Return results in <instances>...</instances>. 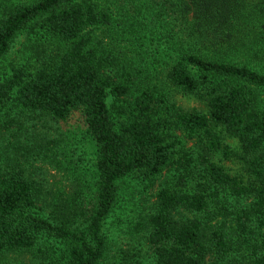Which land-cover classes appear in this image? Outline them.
<instances>
[{
  "label": "trees",
  "instance_id": "trees-1",
  "mask_svg": "<svg viewBox=\"0 0 264 264\" xmlns=\"http://www.w3.org/2000/svg\"><path fill=\"white\" fill-rule=\"evenodd\" d=\"M35 29L55 45L33 71L8 70L17 37ZM263 64L264 0H0V111L62 122L79 112L97 149L87 204L73 189L48 200L18 152H0V257L36 250L45 255L41 264H102L104 224L124 183L165 171L174 125L190 137L206 134L210 148L226 154L217 129L238 140L247 179L216 162L206 179L253 199L236 220L243 237L251 218L259 222L249 264H264ZM154 79L197 97L205 110L177 111L170 120ZM132 94L126 120L116 121L108 97ZM207 208L203 191L157 190L147 219L154 264H203L213 248L230 253L223 232L210 238L198 218Z\"/></svg>",
  "mask_w": 264,
  "mask_h": 264
},
{
  "label": "rangeland",
  "instance_id": "rangeland-1",
  "mask_svg": "<svg viewBox=\"0 0 264 264\" xmlns=\"http://www.w3.org/2000/svg\"><path fill=\"white\" fill-rule=\"evenodd\" d=\"M52 45H55L54 40L44 31H25L14 42L4 61L5 66L8 70L13 66H23L33 71ZM154 81L160 95L163 94L170 120L177 111L205 110L197 97ZM133 96L122 99L108 97V106L116 121L126 120ZM217 132L222 145L228 147V154L223 149L212 150L206 134L190 137L174 125L170 126L167 133L173 143L171 164L154 180L128 179L124 183L121 200L104 224L109 246L102 264H154V254L147 241V219L155 210V195L162 187L199 190L207 195L208 208L197 216L207 226L210 238L213 232L221 230L233 248L223 257L213 248L203 264L250 263L255 250L251 243L257 237L254 232L261 230L258 229L259 222L252 218L247 222L248 230L252 232L245 238L239 232L236 218L238 213L243 215L245 210H250L253 199L237 197L206 179L205 170L209 162L223 165L232 175L247 179L238 140L221 128ZM0 152L4 158L18 152L26 168L38 180L41 195L48 200H55L56 193L73 189L74 193L81 195L80 202L88 203L96 178L97 149L79 112L62 122L17 110L0 111ZM25 156L28 159L25 160ZM184 214L194 217L191 213ZM44 260L45 255L35 250L0 257V264H41Z\"/></svg>",
  "mask_w": 264,
  "mask_h": 264
}]
</instances>
